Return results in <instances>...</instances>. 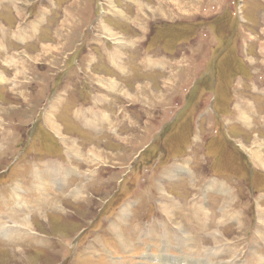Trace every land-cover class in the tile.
<instances>
[{
  "label": "rangeland",
  "instance_id": "rangeland-1",
  "mask_svg": "<svg viewBox=\"0 0 264 264\" xmlns=\"http://www.w3.org/2000/svg\"><path fill=\"white\" fill-rule=\"evenodd\" d=\"M181 8L0 0V264H264V0Z\"/></svg>",
  "mask_w": 264,
  "mask_h": 264
},
{
  "label": "bare ground",
  "instance_id": "bare-ground-1",
  "mask_svg": "<svg viewBox=\"0 0 264 264\" xmlns=\"http://www.w3.org/2000/svg\"><path fill=\"white\" fill-rule=\"evenodd\" d=\"M175 3V2H174ZM2 80V78H1V76H0V81ZM113 84V83H112ZM50 113V112H49ZM48 113V114H49ZM49 122H48V126L51 128V129H53L56 133H60L61 132V129H60V127L57 125V123L56 122H50V119L48 120ZM62 138V140H64V138L65 137H61ZM260 142V141H259ZM68 149V148H67ZM70 151H72L71 149H70ZM73 151H75V150H73ZM76 153V152H75ZM259 154H260V151H257V150H253L252 151V157L254 158V160H255V165H257L258 167H260V168H263L264 169V161H263V159L259 156ZM162 190L163 191H165V187L163 186L162 187ZM77 193L79 192V190H77L76 191ZM166 192V191H165ZM76 193V194H77ZM79 198V197H78ZM171 212V215L169 214V217H170V219L174 222V223H176V224H178V226L180 225V226H182L183 227V229H184V226H185V223L183 224L182 223V221L181 220H177L176 218H175V216H174V214H173V212L172 211H170ZM28 218V217H27ZM27 218H25V220H27ZM29 219V218H28ZM25 220H23V221H21L19 224L20 225H28V226H30V227H32V224H31V222L29 221V223H26V224H24L26 221ZM30 220V219H29ZM24 222V223H23ZM188 224V223H187ZM187 228V227H186ZM184 231V230H183ZM187 231V230H186ZM218 239V238H217ZM195 262V261H194ZM188 264H192V263H188ZM195 264H201V260H196V262H195Z\"/></svg>",
  "mask_w": 264,
  "mask_h": 264
},
{
  "label": "crops",
  "instance_id": "crops-1",
  "mask_svg": "<svg viewBox=\"0 0 264 264\" xmlns=\"http://www.w3.org/2000/svg\"><path fill=\"white\" fill-rule=\"evenodd\" d=\"M191 0H182V8H183V11L184 10H186V7H187V5H189V2H190ZM176 2H178V0H176ZM182 8H181V12H182ZM76 112V116H78V115H80L81 113H80V111L79 110H76L75 111ZM89 126L91 127V125L89 124ZM211 261V260H210Z\"/></svg>",
  "mask_w": 264,
  "mask_h": 264
}]
</instances>
